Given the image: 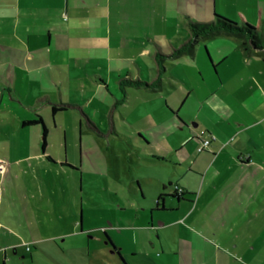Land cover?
<instances>
[{"label": "crops", "instance_id": "obj_1", "mask_svg": "<svg viewBox=\"0 0 264 264\" xmlns=\"http://www.w3.org/2000/svg\"><path fill=\"white\" fill-rule=\"evenodd\" d=\"M215 15L235 22L240 17L255 25L264 20V0H0V159L7 163L5 173L0 174V264L25 261L27 254L32 259V249H46L42 244L50 241V237L40 235L42 231H50L51 209L57 203L59 189L50 187L45 176L56 172L53 155L69 162L65 154L69 148L67 135L73 137L74 132L70 129L67 133L62 128L63 142L57 137L55 114L59 111L53 113V105L64 108L60 110L64 114L58 117L73 127L75 114L69 113L68 107L85 111L78 106L81 92L91 113L99 115L98 108L91 107L100 102L94 96L92 84L96 85L97 81L92 73L110 85L113 80L125 82L126 71L133 64L140 79L141 72L148 74L149 60L143 58L146 55L161 69L160 74L188 85L183 100L187 98L192 110L163 100L159 93L164 82L159 79V86L147 98V101L155 100V105L150 111L143 106L145 111L141 110L138 116L147 124L138 134L143 144L137 142L132 152L137 154L134 158L137 160L149 145L162 165L169 157L174 158L169 160L173 170L166 168L167 176H147L139 169L146 167L134 162L139 171L130 169L128 178L139 188L136 193L139 210L132 201L128 215L110 219V232L104 231L103 235L105 241L123 264H157L155 259L166 251L161 243L162 231L172 223H180L174 217L182 214L188 218L200 209L211 218L232 216L226 222L232 231L237 226L238 230L248 227L250 231H258L259 239L242 241L235 247H250L254 254L252 262L264 264L260 261V257L264 258L261 50L245 51L240 39L218 35L198 41L192 54L170 57L191 38L189 23L210 22ZM160 54L161 64L157 61ZM138 83L145 84L139 80ZM61 87L68 93L57 102V88L61 91ZM123 94L122 103H129L130 93L123 90ZM49 110L50 119L40 113L50 115ZM36 116L42 119V124H23ZM83 116L90 127L98 130L89 116ZM184 130L189 133L185 134ZM200 131L214 140L206 150L198 152ZM60 142L64 145V155ZM70 150L76 154L74 144ZM72 161L81 165L77 157ZM59 166L60 174L61 168H70L61 163ZM244 168L252 170V178L261 175L262 180H255L260 187L257 191H238V170ZM150 182L154 189L146 194L143 185ZM169 184L182 189L183 195H174L175 189ZM161 194L164 197L158 199ZM147 199L149 206H144ZM253 201H258L261 208ZM63 209L64 224L69 221L72 226L71 232L63 237L80 235L81 228L78 229L73 215L65 206ZM81 219L80 213V227ZM217 237L223 241L218 243L220 246L228 245L221 234ZM64 242V248L74 244L72 239ZM167 253L169 264H176L175 254ZM184 257L186 264H203L207 259L199 253L198 262L188 251ZM219 257L214 264H219ZM222 258H226L225 253Z\"/></svg>", "mask_w": 264, "mask_h": 264}, {"label": "rangeland", "instance_id": "obj_2", "mask_svg": "<svg viewBox=\"0 0 264 264\" xmlns=\"http://www.w3.org/2000/svg\"><path fill=\"white\" fill-rule=\"evenodd\" d=\"M143 58L146 62L149 60L147 65L148 74L141 72L142 78L140 79L138 78V69L133 64H131L129 69L132 74L129 75L130 71H126L127 80L125 82H122L123 80H113L110 85L106 79L99 81L95 74L92 73L95 81H97L96 85L92 84L95 91L94 96L100 102L91 107H97L99 115L91 113L85 99L79 92L81 105L78 106L85 109L86 112L84 111L83 113L85 116L90 117L89 121L95 123L98 130L87 124L84 114L80 111L81 109L68 107L70 109L69 113L75 114L72 115L73 127H70L69 121L64 124L63 120L59 119L58 116L64 114L62 111L55 114L57 118L56 128L58 129L54 133L61 141L63 140L62 133H60L62 128L67 133L70 132V129L74 130V132L72 131L73 137L69 134L67 135L69 148L65 154L69 162L60 161L53 155L52 161L57 165L55 168L56 172L45 176V180L50 184V187L57 186L59 189L56 193L57 203L51 209V219L53 221L50 231L49 233L42 231L40 235L42 237H50V241H44L42 244L46 249L33 248L32 259L27 254L25 261L18 259L12 264H123L117 255L112 252L103 235L104 231L110 232V219L116 220L119 215H128V211L131 210L130 202L133 201L137 210H139L136 196L139 188L136 183H131L128 178V175L131 174L130 169L137 172L140 169L144 175L153 177L157 174L167 176L168 170L166 168L173 170V165L169 160L174 158L169 157L162 165L155 149L149 145H146L142 157L136 158L137 160L134 159L137 154L134 151L132 152V148L137 142L140 145L143 144L138 134L141 133L143 126H147L146 122L142 121L138 116H140L141 110L145 111L144 108L150 111L155 105V100L149 101L148 99L147 101V98L152 96V89L157 84L155 86L149 85L161 79L164 85L159 94L163 100H167L170 105H179L182 109L183 107L185 109L192 108L191 104L186 101L187 98L183 100L188 92V85L182 84L174 78L165 77L163 73L160 74L161 69L150 61L151 57L148 55ZM54 71L58 75L57 69H54ZM83 74L86 75L85 71H83ZM105 78L107 77L105 76ZM121 78L123 79V77ZM86 79L92 83L87 75ZM138 80L145 84L138 83ZM53 85L55 86V84ZM123 90L130 93L129 103H122L124 100ZM67 93L68 90L66 88L61 87V91L57 88V102L60 101L61 95ZM193 99L196 101V96L193 95ZM74 104L77 105V102ZM63 106L66 107V105ZM125 106L130 108L129 111ZM143 106L145 107L143 108ZM40 113L45 117L48 115L49 119L51 117V110H49L50 115L47 112ZM153 116L155 117L156 115ZM184 133L188 134L189 132L184 130ZM72 138L74 139L73 141H71ZM62 142H60V150L64 155ZM71 144L76 147V154L71 152ZM74 157L81 161V165L72 161ZM134 162L146 168L138 169ZM60 163L66 164L70 168H61L62 173L60 174ZM159 165H162V167H159ZM64 170L65 173L63 172ZM256 178L262 180L261 175L252 178V170L250 168L238 170V191L243 193L257 191L259 186L255 184ZM143 186L146 194L151 193L154 189L152 182L148 183L147 186ZM194 193L197 194L198 192ZM51 199V204H53L54 198ZM253 202L257 205L256 207L261 208L258 201ZM143 205L149 206L148 199L143 201ZM64 206L67 208V212L73 215L76 224L79 226L77 228H81L82 232L80 235L72 234L69 235L71 237H63L66 232H71L70 230L72 229L69 221L64 224L66 220L63 214ZM122 208H126L127 211H122ZM196 212V215L188 218L182 214L174 217L179 219L180 223H172L170 227L162 231L163 240L161 243L166 251L158 259H155L157 264L170 263L168 251L175 254L173 259L176 260V264H186L185 251L190 252L198 262L200 260L199 253L206 255L207 259H205L203 264H209V262H212V264L217 263L219 255V264H255L251 260L252 255H254L251 248H244L241 245L235 247V244H242V241L246 240L256 241L260 237L258 231H250L247 229L248 227L238 230V226L236 227L237 230L232 231V227L229 223H226L232 216L219 215L211 218L200 209H197ZM80 213L82 218L81 227L79 224ZM133 216L137 219L135 215ZM170 218V220L174 219ZM212 220H215L218 224H215ZM225 223L226 225H224ZM55 225L57 228H55ZM111 234L114 235L113 232ZM218 234H221L223 240H227L228 245L231 243V247L228 245L225 247L220 246L218 243L223 241L218 239ZM60 235L62 237H59ZM71 239L74 244L71 247L64 248L62 243H65L64 241L69 242ZM223 253H225V259L222 258ZM260 261H264V258L260 257Z\"/></svg>", "mask_w": 264, "mask_h": 264}, {"label": "trees", "instance_id": "obj_3", "mask_svg": "<svg viewBox=\"0 0 264 264\" xmlns=\"http://www.w3.org/2000/svg\"><path fill=\"white\" fill-rule=\"evenodd\" d=\"M189 32L191 36L189 41L186 42L182 47L174 50L170 55L171 58H178L179 56L187 53L192 54V48L198 41H205L218 35H227L240 39L241 48L245 51L261 50L264 64V40L262 41V37H264V20L257 22L255 25H250L244 22L240 17L238 19V22H234L222 16L215 15L214 19L210 22L189 23ZM162 56L163 55L160 54L157 57V61L160 64L163 60ZM155 84L157 85L155 86ZM149 86H155V88L158 87L159 80L158 82H154ZM60 110H64V108L53 105V113ZM23 124H42V119L39 116H36V119L24 122ZM43 132V135L45 136L46 129L44 126ZM44 147L45 144L43 143L42 148ZM168 186H171L175 189L174 195L178 197H181L183 195L182 189H180L178 186L173 184H169ZM164 189H166V187H164ZM162 197H164V194H161L158 199H161ZM108 242L110 243V245H112L110 241Z\"/></svg>", "mask_w": 264, "mask_h": 264}, {"label": "built area", "instance_id": "obj_4", "mask_svg": "<svg viewBox=\"0 0 264 264\" xmlns=\"http://www.w3.org/2000/svg\"><path fill=\"white\" fill-rule=\"evenodd\" d=\"M198 137H199V146L197 148L198 152L206 150L210 145L211 141L214 140V137L206 134L205 131H200ZM6 166H7L6 161L0 159V174L5 173Z\"/></svg>", "mask_w": 264, "mask_h": 264}]
</instances>
